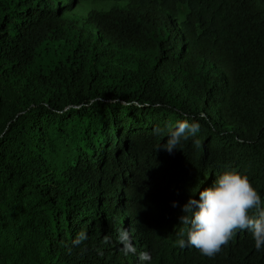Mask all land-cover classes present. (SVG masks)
Returning <instances> with one entry per match:
<instances>
[{
    "label": "trees",
    "instance_id": "trees-1",
    "mask_svg": "<svg viewBox=\"0 0 264 264\" xmlns=\"http://www.w3.org/2000/svg\"><path fill=\"white\" fill-rule=\"evenodd\" d=\"M80 1L0 0V264H264L249 231L178 245L225 172L264 201V0Z\"/></svg>",
    "mask_w": 264,
    "mask_h": 264
},
{
    "label": "clouds",
    "instance_id": "clouds-1",
    "mask_svg": "<svg viewBox=\"0 0 264 264\" xmlns=\"http://www.w3.org/2000/svg\"><path fill=\"white\" fill-rule=\"evenodd\" d=\"M199 128L198 123L179 122L163 145L164 150L173 153L181 139L195 135ZM172 206L176 207L177 203L173 202ZM181 210L183 214L179 217V224L185 228L180 234L184 236L186 233V239L178 241L181 248L192 247L201 255L213 258L240 231L252 233L257 250L264 246V201L246 175L225 172L215 179L212 187L199 193L198 200L189 198ZM84 239L86 235L82 231L77 240ZM118 239L125 255L136 253L127 230L122 231ZM139 259L144 264L150 262L151 257L142 252Z\"/></svg>",
    "mask_w": 264,
    "mask_h": 264
},
{
    "label": "rangeland",
    "instance_id": "rangeland-1",
    "mask_svg": "<svg viewBox=\"0 0 264 264\" xmlns=\"http://www.w3.org/2000/svg\"><path fill=\"white\" fill-rule=\"evenodd\" d=\"M59 6H62L65 3H68L69 0H55ZM115 3L111 0H81L80 1V11L75 12L70 16V18L74 20H78L79 22L82 21V18L86 15L88 11L91 10H96V11H101V10H107L111 6H113ZM76 6V4L73 6V8Z\"/></svg>",
    "mask_w": 264,
    "mask_h": 264
}]
</instances>
